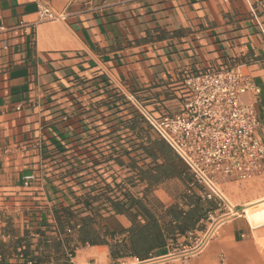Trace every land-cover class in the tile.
Instances as JSON below:
<instances>
[{
	"label": "crops",
	"instance_id": "1",
	"mask_svg": "<svg viewBox=\"0 0 264 264\" xmlns=\"http://www.w3.org/2000/svg\"><path fill=\"white\" fill-rule=\"evenodd\" d=\"M36 1L0 0V264L133 261L83 243L86 230L102 239L108 221L115 231L156 228L157 259L192 248L217 204L136 106L171 115L185 77L240 67L260 91L244 101L264 145V0H43L64 14L59 22H41ZM126 178L149 217L133 207L83 226L102 208L104 187ZM222 191L235 213L190 264L237 245L254 258L264 242V226L251 229L244 214L264 207V179Z\"/></svg>",
	"mask_w": 264,
	"mask_h": 264
},
{
	"label": "built area",
	"instance_id": "2",
	"mask_svg": "<svg viewBox=\"0 0 264 264\" xmlns=\"http://www.w3.org/2000/svg\"><path fill=\"white\" fill-rule=\"evenodd\" d=\"M36 12L41 22H59L65 17L43 0L36 1ZM4 30L0 27V32ZM259 92L249 74L236 67L185 77L177 92L180 108L171 115L156 117L142 105L136 106L152 131L183 162L194 183L206 190L204 199L217 204L215 211L207 212L209 230L189 251L200 249L215 226L233 217L223 186L264 179V145L257 135L260 122L253 103L244 101L245 96L255 99ZM33 179L25 176L24 185ZM192 237L190 233L185 236L188 241ZM173 253L144 262L135 259L133 264L166 262Z\"/></svg>",
	"mask_w": 264,
	"mask_h": 264
},
{
	"label": "trees",
	"instance_id": "3",
	"mask_svg": "<svg viewBox=\"0 0 264 264\" xmlns=\"http://www.w3.org/2000/svg\"><path fill=\"white\" fill-rule=\"evenodd\" d=\"M143 107L153 114V111L148 110L145 105H143ZM139 117L148 125L141 115ZM130 184L131 182L128 181V178L118 182L113 179L109 182L104 187L105 196H101L102 208L96 210L93 218H80L81 224L87 226V224L93 223L94 217L101 218L104 217V215L110 217L111 215L116 214L126 215L133 207L137 210L141 209L140 215L142 216V220L144 217L147 219L149 217L148 212L141 208L142 204L138 201H132L129 196L127 185ZM110 185H112V188ZM121 198H123V200ZM131 221L132 225H134L133 220ZM112 226L113 222L108 221V227L106 233L102 236V239L95 234V232L86 230L82 236L83 243H88L89 245H96L98 243L108 245L110 257L113 260L131 258L134 260L137 259L139 262H144L151 259H157L161 256L157 249L163 247V235L159 233L156 228L146 226L139 228L136 226L135 228L131 227L127 231H115L112 229ZM70 255H73V251L70 252Z\"/></svg>",
	"mask_w": 264,
	"mask_h": 264
},
{
	"label": "rangeland",
	"instance_id": "4",
	"mask_svg": "<svg viewBox=\"0 0 264 264\" xmlns=\"http://www.w3.org/2000/svg\"><path fill=\"white\" fill-rule=\"evenodd\" d=\"M245 220L248 222L251 229H257L261 226H264V207L262 209H255L252 211H246L245 213ZM243 214V217H244ZM210 223V222H209ZM217 223V222H216ZM217 237V234L215 233L210 235L208 240L204 243V245L196 250V251H188L185 255L182 254L183 250H177L174 253V256L169 258L167 263L173 262V264H190L191 260L200 259L203 255V250L209 246L213 240ZM194 246V245H193ZM192 246V247H193ZM258 252H256V255L254 258H252L250 255L253 254L249 250V248H245L244 246H235L231 249V255H228L225 251H219L218 255L215 256L211 264H260L261 262L264 264V260L261 259V256L264 259V242L258 241L257 243ZM261 260V261H260ZM135 261H128V262H122L121 264H133ZM166 263V264H167ZM163 264V262L158 263Z\"/></svg>",
	"mask_w": 264,
	"mask_h": 264
}]
</instances>
